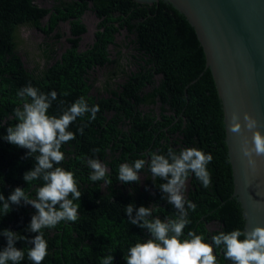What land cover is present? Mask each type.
<instances>
[{
    "label": "trees",
    "instance_id": "1",
    "mask_svg": "<svg viewBox=\"0 0 264 264\" xmlns=\"http://www.w3.org/2000/svg\"><path fill=\"white\" fill-rule=\"evenodd\" d=\"M88 10L94 12L98 24L92 42L80 49L86 31L82 16ZM61 23H68L70 33L67 46L55 58L49 40L62 37ZM23 24L45 36L42 67H26L17 51L15 32ZM121 30L133 51L134 69L129 72L122 67L120 49L113 54L110 51L119 48L116 35ZM97 68L117 69L104 80V89L94 93ZM115 78L124 79L112 81ZM28 85L44 93L57 92L50 115L58 117L81 96L89 106L100 107L95 120L89 121L91 113H87L68 129L76 139L62 146L65 160L57 166L73 172L78 182L82 193L81 199L74 201L79 205L78 219L42 230L48 243L42 264H102V258L110 253L113 264H126L129 248L149 238L147 230L131 224L126 206L157 203L153 215L162 219L174 217L175 210L162 199L159 186L163 181L153 179L147 167L140 173V183L126 185L117 180L119 166L148 159L149 153L167 155L169 148L179 153L195 147L213 156L207 166L211 177L208 188L194 175L189 179L185 195L196 208L188 210L190 223L185 235L191 230L208 242L220 231L243 230L241 208L232 196L222 108L214 80L205 67L204 51L193 27L170 4L162 0H53L50 6H43L36 0H0V194L6 198L21 187L35 199L43 184L42 180L28 184L23 180V174L35 166V157L26 159V149L2 138L7 127L16 123L14 109L22 107L17 92ZM83 124L87 126L81 135L78 129ZM88 158L106 164L111 183L89 179ZM34 213L31 205H13L0 218V229L31 239L35 234L26 228ZM5 246L6 238L0 236V249ZM15 246L25 252L20 264H32L27 258L32 245L21 240ZM215 254L218 264H231L221 250L216 249Z\"/></svg>",
    "mask_w": 264,
    "mask_h": 264
},
{
    "label": "clouds",
    "instance_id": "2",
    "mask_svg": "<svg viewBox=\"0 0 264 264\" xmlns=\"http://www.w3.org/2000/svg\"><path fill=\"white\" fill-rule=\"evenodd\" d=\"M17 97L22 107L14 109L16 123L7 127V134L2 138L10 145L26 149V159L35 157V166L23 174V180L27 184L42 180L43 184L37 188L35 199L21 187L14 188L7 198L0 194L3 208L0 218L21 202L35 210L26 228L27 232L35 234L31 239L10 229H0V236L6 238V246L0 249V264H20L24 260V250L15 246L21 240L32 245L27 251L32 264H42L48 255V243L42 230L54 229L61 221L75 222L78 219L79 205L74 203L82 197L78 182L73 172L57 166L65 160L62 146L76 139V134L68 129L77 118H83L87 113H91L89 121L95 120L100 107L98 104L89 106L81 96L57 117L49 114L53 102L58 99L56 91L44 93L28 85L17 92ZM63 103L61 100L60 104ZM257 125V120L248 113H244L242 123L236 112L232 113L227 124L232 134L241 135L245 129L252 133L250 141L244 138L240 153L253 169L256 167L254 157L264 156V134ZM86 126L79 127L81 135ZM93 151L98 152L99 149ZM212 160L211 153L191 147L179 153L169 148L167 155L149 153L148 159L120 164L117 180L126 185L140 183V173L147 167L153 179L163 181L159 186L162 199L175 210L174 217L162 219L153 215L158 211L157 203L139 207L129 203L126 206L125 214L131 224L147 230L149 234L147 240L129 248L124 257L126 264H218L216 249L221 250L223 258L231 264H264V227L256 226L249 231L245 228L227 233L220 231L208 242L202 234L191 230L185 235L184 229L190 223L188 210L195 211L196 208L185 195L189 179L194 175L203 187L208 188L211 177L207 166ZM86 162L92 170L89 175L91 181L111 183L106 164L95 158H88ZM113 262L111 253L102 258V264Z\"/></svg>",
    "mask_w": 264,
    "mask_h": 264
},
{
    "label": "water",
    "instance_id": "3",
    "mask_svg": "<svg viewBox=\"0 0 264 264\" xmlns=\"http://www.w3.org/2000/svg\"><path fill=\"white\" fill-rule=\"evenodd\" d=\"M162 1L187 19L204 51L221 103L232 196L241 208L244 228L264 227V156L254 157L255 169L249 166L240 145L245 137L250 141L252 133L245 129L235 135L227 128L233 112L242 123L248 113L264 134V0Z\"/></svg>",
    "mask_w": 264,
    "mask_h": 264
},
{
    "label": "rangeland",
    "instance_id": "4",
    "mask_svg": "<svg viewBox=\"0 0 264 264\" xmlns=\"http://www.w3.org/2000/svg\"><path fill=\"white\" fill-rule=\"evenodd\" d=\"M53 0H36L39 5L50 6ZM82 21L85 23L87 32L82 35L80 41V49L85 48L90 44L94 38V32L97 28L98 18L94 12L88 10L82 16ZM59 30L62 33V37L58 41L49 40L52 43L53 49L56 51L55 58H58L63 49L67 46L66 37L69 36V27L67 23L59 24ZM17 41V51L21 55L26 67H34L35 65L42 67L45 65V57L43 54L42 43L45 41V36L39 30L28 25H19L15 32ZM126 32L121 30L116 35V41L120 43L119 48L111 47L110 51L113 54L116 50L120 49L122 55V67L125 72H129L134 69L131 53L132 48L128 47V39H124ZM117 69V68H115ZM112 68H97L94 73L95 83L93 92L102 91L104 89V80L109 76L110 71L114 72ZM124 79V78H123ZM123 79L115 78L114 82H122ZM141 179L142 175L140 174Z\"/></svg>",
    "mask_w": 264,
    "mask_h": 264
},
{
    "label": "flooded vegetation",
    "instance_id": "5",
    "mask_svg": "<svg viewBox=\"0 0 264 264\" xmlns=\"http://www.w3.org/2000/svg\"><path fill=\"white\" fill-rule=\"evenodd\" d=\"M68 24V23H67ZM68 27H69V25H68ZM69 33H70V31H69Z\"/></svg>",
    "mask_w": 264,
    "mask_h": 264
}]
</instances>
